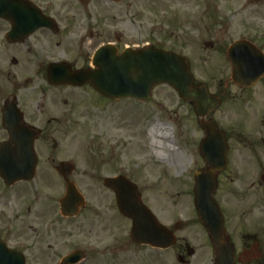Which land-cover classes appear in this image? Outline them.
<instances>
[{
    "label": "rangeland",
    "instance_id": "374dc122",
    "mask_svg": "<svg viewBox=\"0 0 264 264\" xmlns=\"http://www.w3.org/2000/svg\"><path fill=\"white\" fill-rule=\"evenodd\" d=\"M52 5L72 19L70 27L92 24L97 33L100 30L93 38L94 49L107 42L108 35L111 41L118 35L120 47L149 44L186 59L195 84L207 85L223 100L209 118L225 133L230 163L247 161L243 156L248 142L264 139V77L240 95L226 60L228 47L243 39L264 53V0H123L108 7L103 0L86 7L79 0H56ZM3 27L0 23V33ZM5 44L0 34V109L5 100H15L27 122L40 110L44 93L46 113L64 119L49 127H54L52 142L48 153L38 154L34 181L13 187L10 215L0 199V239L6 246L23 254L25 264H59L77 250L85 255L80 264H180L176 247L161 251L131 242L130 222L118 213L113 193L102 185L105 178L121 174L137 186L142 203L161 225L170 230L180 226L175 231L178 243L185 241L194 250L191 257L184 253L187 264H210L193 207V174L203 166L197 152L202 134L193 107L164 85L144 104L129 99L110 103L91 87L54 89L46 79L33 78L35 68L13 65ZM50 52L58 58L59 50ZM150 127L154 129L148 136ZM155 149L164 153L163 161L155 159ZM48 157L54 166H74L69 180L84 198L74 218L60 216L55 201L63 196L64 183L49 167ZM238 174L237 186L231 177H220L214 196L227 221L234 212L231 191L245 195L250 181L247 168Z\"/></svg>",
    "mask_w": 264,
    "mask_h": 264
},
{
    "label": "water",
    "instance_id": "95a60500",
    "mask_svg": "<svg viewBox=\"0 0 264 264\" xmlns=\"http://www.w3.org/2000/svg\"><path fill=\"white\" fill-rule=\"evenodd\" d=\"M81 1L87 3L91 0ZM0 19L11 22L12 31L8 37L13 38L14 42H19L40 27L49 26L48 20L24 0H0ZM226 56L231 66V80L235 84L249 87L264 75V56L250 44L235 42L228 48ZM91 65L93 69L71 72L64 64H51L47 69L48 83L76 88L90 84L104 98H130L140 102L149 100L154 87L166 85L180 99L193 104L204 132L199 155L208 167V170L194 175L193 205L214 247V264H232V252L221 239L222 216L213 200L216 174L224 169L227 145L223 133L210 121H205L210 113L216 111L220 101L210 95L204 85L193 86L186 61L153 47L126 49L118 55L111 46H102L94 53ZM2 125L8 134V141L0 144V178L7 186L30 182L37 165L34 141L38 132L23 124V116L15 103L4 104ZM73 170L69 163H60L56 168V172L66 179V193L59 202L65 217L76 216L79 207L83 205V198L67 180ZM103 186L113 191L119 213L131 222L130 239L135 245L155 249H168L174 245L173 234L160 225L142 205L135 185L123 177H117L106 179ZM191 254L189 250L187 255ZM83 257L82 252L76 251L64 257L61 264H76ZM0 264H25V261L20 253L8 250L0 242Z\"/></svg>",
    "mask_w": 264,
    "mask_h": 264
},
{
    "label": "flooded vegetation",
    "instance_id": "af4514ba",
    "mask_svg": "<svg viewBox=\"0 0 264 264\" xmlns=\"http://www.w3.org/2000/svg\"><path fill=\"white\" fill-rule=\"evenodd\" d=\"M28 1L35 5L44 17L52 20L49 21V26L41 27L32 34L26 36L25 38H22L19 42H14L13 38L8 37V33L11 30V24L6 21L0 20V23L4 24L3 28L6 27V29L4 31L2 30L0 34L2 41L6 42L5 50H7L8 53L12 54L10 56V62L13 65H18L19 63H22L27 67L29 66L35 68V75L33 76L34 79H46L47 81V68L52 63L64 64L71 71H77L88 68L94 51L101 45L111 44L114 46L118 53L124 50L125 48H137L135 46L125 45L120 47L119 44L121 38L118 35L113 37V41H111V36L104 32V34L108 35L109 40H107V42H104L103 44H99V46L94 49L92 48L93 38L94 35L96 36L97 34H100V30L97 33L92 24H88V27H84L79 24L81 28L70 27V22L72 19H68L67 15L65 17L62 16L61 13L53 7L52 3L56 0ZM98 1L99 0H95L88 4L80 2V4L86 7L87 5ZM103 1L104 4L107 5V7L108 5H118V3H114L108 0ZM62 3L66 4L65 2ZM107 33L110 32L108 31ZM247 41L251 44H254L250 40ZM254 45L259 50H262V48H260L256 44ZM53 48L59 50L58 58L53 56L50 52V50L52 51ZM258 83L259 82H257L248 89L254 88ZM233 85L236 88L242 90L240 92V95H242L243 91L245 92L246 90L245 88H241L236 84ZM84 87H89V85L83 86L82 88ZM226 87H228V85H226ZM54 89H59L63 92L69 89L80 90L72 88L70 86H62ZM217 94L218 93L216 92L213 93V95H216L220 99L222 104L223 100L219 97V94ZM7 101L8 99L2 103L1 109L3 107V104ZM10 101L12 103L16 102L15 100ZM40 101L42 103L40 106V110H37V113L33 115V119L28 120L27 122L25 121L27 125L33 128V130L39 132V136L35 141V151L38 156V164L35 175L37 174V170L40 165L38 154L48 153L47 151L48 148H50V142H52L50 132L54 129V127H49L51 125H59L64 122V119L60 120L59 118L46 113V107L44 104V93L42 94V98ZM114 102L115 101H110V103ZM213 123L216 126V123L214 121ZM0 126L5 132L2 127V124ZM110 138L111 140H113V136H110ZM6 139H3L2 141H0V143L5 141ZM51 147L53 149H56L57 145L55 143H52ZM246 147L248 149V153L247 155L242 156L245 157V160L247 161H244L243 163H230V156L228 155V146L224 169L216 174L217 191L220 177H231V183L237 186L239 177L238 172H240V170L244 167L247 168L250 172V175H248L250 181L246 188V194L241 196L239 195L237 190L231 191L232 194H234V199L232 201V206L234 208V212L231 214L232 219L228 221L225 220L224 215L221 211L223 217V236L221 239L222 243L225 246H229L232 252V264H264V139L261 138L258 140L256 139V141H249ZM238 158L240 159V156ZM47 159L49 167L51 168V170L53 169L54 171L60 162L54 166L53 158L48 157ZM202 163L203 166L197 171L208 170L206 164L203 161ZM242 164H244L245 166H243ZM119 175L121 174L113 175L112 177ZM61 179L63 180V182H65L63 178ZM0 183L2 185V190L0 191V199H3V204L6 208V215H10L13 211V201L14 196H16V194L14 195L13 193V187H6L1 180ZM32 198L33 200H36L38 198V195H35ZM51 200L55 201L53 199ZM59 200L60 198L55 201L57 205ZM35 202L36 201H34L33 204H36ZM199 225L201 227V234L203 239L201 247L207 249L208 252L210 251V264H214V248L209 240L207 231L201 224ZM179 227V225L175 224L173 229L178 230ZM175 240L176 243L173 248L176 247V258L178 259L180 264H187L188 261L184 259V253L187 252L189 245L185 241L182 244H179L176 236Z\"/></svg>",
    "mask_w": 264,
    "mask_h": 264
},
{
    "label": "bare ground",
    "instance_id": "6f19581e",
    "mask_svg": "<svg viewBox=\"0 0 264 264\" xmlns=\"http://www.w3.org/2000/svg\"><path fill=\"white\" fill-rule=\"evenodd\" d=\"M153 129H154V127H150V129H149V131H148V136L151 135ZM150 145H151V144H150ZM151 147H153V146L151 145ZM166 148H167V150H168L169 152H171V153H172V152H173V153L176 152V151L172 148V146H167ZM154 157H155V159H157L158 161H163V160L165 159V157H164V153L159 152V150H157V149L154 150Z\"/></svg>",
    "mask_w": 264,
    "mask_h": 264
}]
</instances>
